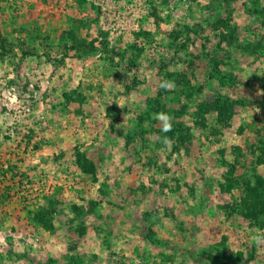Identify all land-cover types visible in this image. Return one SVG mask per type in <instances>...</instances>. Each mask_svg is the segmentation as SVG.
Segmentation results:
<instances>
[{"label": "rangeland", "instance_id": "374dc122", "mask_svg": "<svg viewBox=\"0 0 264 264\" xmlns=\"http://www.w3.org/2000/svg\"><path fill=\"white\" fill-rule=\"evenodd\" d=\"M223 1L0 0V264H264V0L195 34Z\"/></svg>", "mask_w": 264, "mask_h": 264}, {"label": "trees", "instance_id": "16d2710c", "mask_svg": "<svg viewBox=\"0 0 264 264\" xmlns=\"http://www.w3.org/2000/svg\"><path fill=\"white\" fill-rule=\"evenodd\" d=\"M232 7V1L231 0H224L223 3L221 4L220 7V13L216 11V7L212 4H208L205 6V14L203 15V17H201L200 19V23L199 25L202 26H198L197 30L194 31L195 34H199L203 31H205V27H209V28H214L217 29L218 27L223 25V18H222V9L226 10L228 13L232 10H230V8ZM202 27V28H201ZM193 32V33H194ZM223 106V110L227 109L230 107L229 104L224 103L222 104ZM231 110H228L227 112H230ZM151 117L153 118V114L151 115ZM154 119V118H153ZM158 133H160L159 128L157 129ZM5 158L2 157V155H0V207L2 205V202H4V199H9L10 198V191L11 188H14L13 186H15L14 184H16V177L19 176V165H17V163H7L6 161L8 160H4ZM24 159H20L18 162H23ZM7 165H6V163ZM16 165V169H13L12 167ZM87 172H95V167L93 165H91V167L89 166V170ZM259 178V177H258ZM229 185L234 184V178L230 177L229 178ZM246 182V190L248 191V193L250 195H252L253 197H256V204L250 206L251 210L249 212V214L247 215V217L249 219H253L256 220L258 222H261L264 224V190H262V186H264V180L260 179L257 184H253L252 182H250L248 180V177L245 179ZM50 212V211H49ZM49 214V213H48ZM47 214V218L45 216V220L46 221H50V216ZM40 216V214H38ZM36 216H33L34 219H36ZM40 217H44V215H41ZM31 219V217H30ZM40 222H42L39 219ZM223 257H224V262L223 264H248V262L243 258V255H239V254H232V253H228L227 250H224L223 252ZM204 260H209V261H213V258L211 256L205 257Z\"/></svg>", "mask_w": 264, "mask_h": 264}, {"label": "clouds", "instance_id": "9594fccd", "mask_svg": "<svg viewBox=\"0 0 264 264\" xmlns=\"http://www.w3.org/2000/svg\"><path fill=\"white\" fill-rule=\"evenodd\" d=\"M160 87L163 88L165 91L174 90L175 83L174 81L164 79L161 81ZM153 118L161 122L162 132L165 134L162 137V143H164L165 145H170L171 140L166 134L172 130L173 117L165 112H159L155 113L153 115ZM251 239L257 244L261 243L262 241H264V232L257 231L254 235L251 236Z\"/></svg>", "mask_w": 264, "mask_h": 264}]
</instances>
